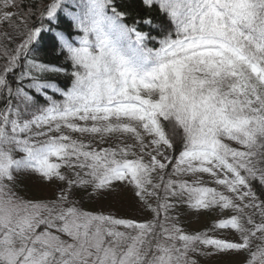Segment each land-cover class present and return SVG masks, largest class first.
<instances>
[{"label":"snow or ice","instance_id":"6c2138e0","mask_svg":"<svg viewBox=\"0 0 264 264\" xmlns=\"http://www.w3.org/2000/svg\"><path fill=\"white\" fill-rule=\"evenodd\" d=\"M120 188L140 217L85 207ZM231 256L264 264V0H0V264Z\"/></svg>","mask_w":264,"mask_h":264},{"label":"rangeland","instance_id":"374dc122","mask_svg":"<svg viewBox=\"0 0 264 264\" xmlns=\"http://www.w3.org/2000/svg\"><path fill=\"white\" fill-rule=\"evenodd\" d=\"M55 190V185H50L43 197L50 196ZM36 197V196H35ZM93 205L90 208L103 209L105 211L112 212L117 216L122 217H140L142 213L139 211L131 193L126 188H120L118 191L107 197H102L99 200L93 201ZM216 213H208L203 215L187 214L183 217L182 223H184L189 229L200 230L209 225L211 221L216 218ZM217 235H222L228 238H235V233L231 231H220ZM220 258L205 257L200 264H217ZM230 261H234L235 264H242V256H231L226 258Z\"/></svg>","mask_w":264,"mask_h":264},{"label":"trees","instance_id":"16d2710c","mask_svg":"<svg viewBox=\"0 0 264 264\" xmlns=\"http://www.w3.org/2000/svg\"><path fill=\"white\" fill-rule=\"evenodd\" d=\"M125 2L136 4L138 3V0H125ZM49 58L53 59L52 57ZM58 63H63V60L61 59L60 61H58ZM59 82L62 85L66 83L63 77H60ZM49 186H50L49 184L42 182L39 178L34 176H24L21 178V187L32 196L43 197L45 194H47L46 189ZM93 203L94 202H88L87 200H85V207L90 208L93 205ZM213 213L216 212H212V214ZM204 258L205 257H200V262H203Z\"/></svg>","mask_w":264,"mask_h":264}]
</instances>
